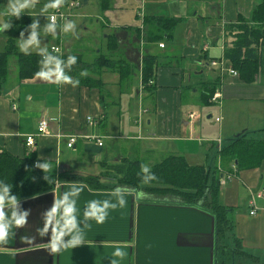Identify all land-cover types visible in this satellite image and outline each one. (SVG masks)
<instances>
[{
    "label": "crops",
    "instance_id": "1",
    "mask_svg": "<svg viewBox=\"0 0 264 264\" xmlns=\"http://www.w3.org/2000/svg\"><path fill=\"white\" fill-rule=\"evenodd\" d=\"M92 2L81 1L66 18L75 23V36H46L43 41L49 50L59 46L63 56L80 60L70 72L79 80L76 87L37 77L20 80L16 39L31 17L13 19V27L0 32V53L11 51L0 80V154L49 161L45 174L54 179L50 191L21 201L30 210L28 224L7 242L0 241V264H222L221 246H231V241L219 240L208 207L119 183L117 170L126 164L152 169L170 156L183 157L191 166L219 167L230 177L221 188L220 202L231 211L234 235L245 253L236 259L264 264V196L259 197L264 194V163L240 170L228 161L221 163L220 156L241 134L264 142V50L255 81L231 75V65L224 71L210 65L224 61L231 41L226 27L249 21L263 0H96L95 10H89ZM6 3L0 0V5ZM40 4L38 0L36 8ZM159 18L176 20L172 33L153 28ZM38 19L46 23V17ZM148 55L156 59L155 78L144 88L142 67ZM208 82L221 91L220 105L203 104ZM89 116L98 118L95 127L87 124ZM43 117L49 120V135L28 149L26 138L37 134ZM84 136H95L103 145ZM71 137L77 141L69 148ZM88 177H98L105 188L91 187L83 180ZM73 184L83 188L81 210L88 200L110 199L117 186L129 190L127 203L102 223L93 222L85 245L52 251L49 237L37 232L41 213L52 205L54 194L58 198ZM137 190L144 195L137 197ZM252 199L257 213L251 216ZM115 249L124 251L123 258L112 256Z\"/></svg>",
    "mask_w": 264,
    "mask_h": 264
},
{
    "label": "trees",
    "instance_id": "2",
    "mask_svg": "<svg viewBox=\"0 0 264 264\" xmlns=\"http://www.w3.org/2000/svg\"><path fill=\"white\" fill-rule=\"evenodd\" d=\"M80 1L82 4L86 3V0ZM152 23L157 25L153 28L162 34L172 33L177 24L176 20L170 18L155 19ZM258 24L264 25V0L254 10L249 21H239L226 27V37L231 41L225 51V64L231 65L245 82L255 81L263 65L264 27L260 28ZM159 40H163V36L160 35ZM10 54V50L0 53L1 81L4 79ZM39 59L37 54L19 53L20 80L35 77L34 74L39 69ZM143 62L142 84L144 88H148L149 82L155 78L156 59L148 55ZM80 64V60L77 59L71 71ZM216 90V83L205 84L202 98L204 105L210 104ZM220 156L222 162L228 161L240 170L256 169L264 163V142L250 141L245 134H241L220 153ZM35 162L36 158L33 155L19 158L6 152L0 154V179L13 184L14 194L19 195L22 201L39 196L53 188V176L45 174L47 182L44 173L34 168ZM140 167L139 163L130 162L121 170H117L120 175L119 183L159 195H173L181 198L185 203H200L208 207L215 216L219 240L231 241V246L228 244L221 246L222 264H237L235 262L237 255H245V253L242 251L240 241L234 235V226L229 218L231 211L220 202L221 188L226 184L223 185L222 181L227 182L228 179L219 167L207 169L204 166H190L185 158L170 156L152 167L151 171L156 174L157 179L148 185L140 181ZM83 180L93 188H105L104 185H100L98 177H88Z\"/></svg>",
    "mask_w": 264,
    "mask_h": 264
},
{
    "label": "clouds",
    "instance_id": "3",
    "mask_svg": "<svg viewBox=\"0 0 264 264\" xmlns=\"http://www.w3.org/2000/svg\"><path fill=\"white\" fill-rule=\"evenodd\" d=\"M38 0H7L5 5H0V32L5 33L13 27L11 21L19 20L27 15L32 18L31 23L19 34L16 39L19 51L24 55L35 52L39 56V69L35 72V77L50 83L70 84L76 87L79 80L73 79L70 75L71 68L77 63L75 55L61 57L54 55L57 51H51L43 43L46 36L55 39L58 35L64 36L71 34L75 36L76 25L70 20L61 16V22L57 23L56 14L45 15L49 9H58L62 0H47L42 8L35 13L33 18L32 10L36 8ZM46 17V23L39 22V17ZM86 73L81 72L84 76ZM49 161H37L34 167L44 173L48 168ZM140 181L148 185L157 179L154 172L148 165L140 167ZM48 182V181H47ZM83 191L81 186L73 184L67 190L61 191L57 198L54 194L52 205L41 213L42 226L37 229L39 235H47L51 243L52 251H64L85 245L87 230L91 224L102 223L111 211L123 209L127 203L128 189L117 186L111 190L110 199H91L84 202L83 209L78 208L80 195ZM137 197H142L143 192L137 190ZM22 198L14 194L13 184L0 179V241L7 242L12 236L16 235L18 229L24 228L28 224L30 210L22 207ZM24 240L31 241V237H24ZM125 255L121 249H115L113 257L123 258ZM111 264H116L115 260Z\"/></svg>",
    "mask_w": 264,
    "mask_h": 264
},
{
    "label": "built area",
    "instance_id": "4",
    "mask_svg": "<svg viewBox=\"0 0 264 264\" xmlns=\"http://www.w3.org/2000/svg\"><path fill=\"white\" fill-rule=\"evenodd\" d=\"M171 2H179V1H183V0H169ZM81 6V2L80 1H67L66 2V5H64L63 3H61V6L58 8V9H50L49 13L48 14H56V17H57V23L59 24V22H61V16H63L64 18H67L69 13L70 12H73L74 10L80 8ZM161 47H163L164 45H160ZM53 48H56L57 51L54 52L53 54L54 55H62L63 53V50L61 47L59 46H52L50 48V51L53 49ZM225 61H220V62H213L212 63V66H219L222 71L225 70ZM228 71L230 72L231 75L237 77L238 76V73L236 71H234L233 69H231V67L228 68ZM149 84H152L151 82H149ZM144 87V86H143ZM221 98V94L219 92H217L214 97L212 98V102L213 103H216V104H221L219 102V99ZM193 118V115L190 116V119ZM87 124L89 126H93L95 127L97 125V121L95 118H92V117H88L87 118ZM216 122H220V118H217L216 119ZM48 128H49V120L46 119V118H42L39 122V127H38V131H37V134H30L27 136L26 138V141H25V144H26V147L28 149H33L35 146H36V140L40 137H44V136H47L49 135L48 133ZM84 138L87 140V141H91V142H94L97 146L101 147L103 144H102V141L95 137V136H84ZM77 141V138L76 137H71L67 143V146L69 148H72L75 143ZM227 179L229 180L230 177L227 176ZM226 180H223L222 181V184L224 185L226 182ZM264 196L263 193L259 194V197L262 198ZM255 200L252 199L251 200V206L253 208V210L251 211L250 215H255L257 213V209L255 207Z\"/></svg>",
    "mask_w": 264,
    "mask_h": 264
},
{
    "label": "rangeland",
    "instance_id": "5",
    "mask_svg": "<svg viewBox=\"0 0 264 264\" xmlns=\"http://www.w3.org/2000/svg\"><path fill=\"white\" fill-rule=\"evenodd\" d=\"M68 1H70V0H68ZM72 1H80V0H72ZM39 2L40 3H42V4H40L36 9H40V8H42L43 7V2H47V0H39ZM67 2V1H66ZM66 2H64L63 4L64 5H66ZM81 2V1H80ZM95 3H96V0H94V2H92V5L89 7V10H95ZM81 7V6H80ZM77 10V9H76ZM76 10H74V11H76ZM70 15V14H69ZM59 56H61V55H59ZM63 56V55H62ZM225 61V60H224ZM213 62H215V63H217L218 61H211L210 62V65L212 66V63ZM212 67H216V66H212ZM141 80H142V78H141ZM151 82V81H150ZM152 83V82H151ZM150 85V84H149ZM142 87H143V85H142ZM217 92H219L220 94H221V98L219 99V102L221 103V99L223 98V95H222V93H221V91H219V90H216L215 91V93H214V95L217 93ZM214 95H213V97H214ZM212 97V98H213ZM212 98H211V100H210V104H215V105H217L216 103H213L212 102ZM219 105V104H218ZM13 109L15 110L16 109V106L15 107H13ZM89 117H92V116H89ZM88 118V117H87ZM87 118H86V122H87ZM92 118H95L96 120H98V118H96V117H92ZM141 122V120H139V122L138 123H140ZM88 123V122H87ZM174 157H179V156H174ZM187 162V161H186ZM188 163V162H187ZM221 163H223L224 164V162H221ZM191 166V165H190ZM193 166H197V165H193ZM205 168H207V169H210L211 167H209V166H204ZM245 262V261H244ZM236 263L237 264H240V261H239V259L237 258L236 259ZM250 264H254V263H250Z\"/></svg>",
    "mask_w": 264,
    "mask_h": 264
}]
</instances>
